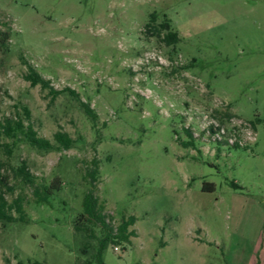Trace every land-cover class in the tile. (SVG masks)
<instances>
[{"label": "rangeland", "instance_id": "obj_1", "mask_svg": "<svg viewBox=\"0 0 264 264\" xmlns=\"http://www.w3.org/2000/svg\"><path fill=\"white\" fill-rule=\"evenodd\" d=\"M153 12L178 43L146 32ZM0 31V120L26 105L39 136L75 139L46 151L0 138V191L28 220L0 221V264H264V0H0ZM25 60L97 120L68 89L53 99L31 85ZM246 130L256 141L228 142ZM93 159L108 221L136 216L102 263L74 230ZM23 161L35 186L16 173ZM56 177L37 203L36 185Z\"/></svg>", "mask_w": 264, "mask_h": 264}, {"label": "trees", "instance_id": "obj_2", "mask_svg": "<svg viewBox=\"0 0 264 264\" xmlns=\"http://www.w3.org/2000/svg\"><path fill=\"white\" fill-rule=\"evenodd\" d=\"M157 19V13L153 12L150 15V19L146 24V32L160 38L167 45H173L179 42L180 37L177 31L172 29L171 23L168 19H164L160 24L154 25V21ZM162 32H165L162 35ZM10 34L7 31H0V42L5 45L9 39ZM28 66V71L25 74V79L30 81L31 85L40 84L42 88L48 89L52 98L65 90H69L72 95L76 96L79 100L80 106L84 109L87 115L92 121H96L98 115L96 111L91 107L90 103L82 101L79 95L70 88L56 89L51 85V81L45 78L29 61L25 60ZM23 116H7L3 120H0V138L7 137L13 140V144H16L19 140L26 141L29 145L34 148L41 150H68L75 144V139L66 131L58 130L54 133L53 141L39 136L37 130L34 128L31 122V111L28 106L22 105ZM27 121V122H26ZM234 146H240L238 143L233 144ZM6 150L11 153L12 146L5 144ZM1 167V165H0ZM16 173L25 182L31 183L35 186L34 176L28 169V165L25 161L21 163L16 169ZM87 176L90 178L89 183L92 185L91 188L85 192L82 202V212L74 220V230L76 233L83 234V253H88L89 249L94 250L92 252L93 258L99 263L103 262V252L106 247L111 243L123 244L124 246L130 243V237L135 232L129 227L135 223L136 216L130 215L128 218H124L122 222L115 227L110 221L108 216L104 212L105 205L100 202L99 197L95 193V183L99 176V161L93 159L92 167L87 170ZM5 176L2 175L0 169V182L4 183ZM235 187H240L239 184L232 182ZM61 186V180L59 177L54 178L49 184H42L34 188V194L36 196L37 203H46L49 201L51 195L54 194ZM204 188L214 189L213 183H206ZM14 208L19 213L18 217L13 216L9 213L10 204L4 197V193L0 191V221L3 222H15L21 221L26 222L27 216L24 211L22 200L17 198L14 201ZM97 229L100 230L102 235L97 234ZM95 239L96 243L92 240ZM32 264H42L35 262Z\"/></svg>", "mask_w": 264, "mask_h": 264}, {"label": "built area", "instance_id": "obj_3", "mask_svg": "<svg viewBox=\"0 0 264 264\" xmlns=\"http://www.w3.org/2000/svg\"><path fill=\"white\" fill-rule=\"evenodd\" d=\"M220 134V132L219 131H217V132H215V137H217V139H221V136L219 135ZM243 137L244 138H240V139H238L237 137H236V135H234V136H230L229 138H228V142L229 143H231V144H235V143H238L240 146L242 145V146H245L247 143H249V142H254V141H256V135H255V132H253L252 130L250 131V130H246V134L245 135H243ZM115 250H119V247H115Z\"/></svg>", "mask_w": 264, "mask_h": 264}, {"label": "crops", "instance_id": "obj_4", "mask_svg": "<svg viewBox=\"0 0 264 264\" xmlns=\"http://www.w3.org/2000/svg\"><path fill=\"white\" fill-rule=\"evenodd\" d=\"M263 243H264V241H262V243H261V242L258 243V244H259L258 247H259V249H260V247H261V250L264 249ZM254 263L262 264L260 258H259V260H257V261L254 260L253 264H254Z\"/></svg>", "mask_w": 264, "mask_h": 264}]
</instances>
